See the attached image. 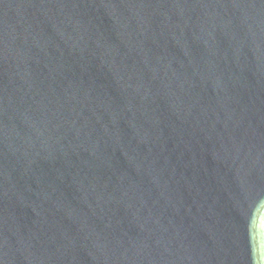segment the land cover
<instances>
[{
	"label": "water",
	"instance_id": "1",
	"mask_svg": "<svg viewBox=\"0 0 264 264\" xmlns=\"http://www.w3.org/2000/svg\"><path fill=\"white\" fill-rule=\"evenodd\" d=\"M0 264H264V0H0Z\"/></svg>",
	"mask_w": 264,
	"mask_h": 264
}]
</instances>
